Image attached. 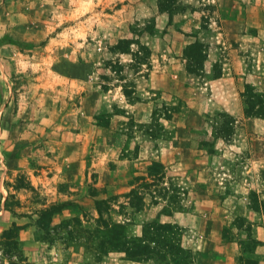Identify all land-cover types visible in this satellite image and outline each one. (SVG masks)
I'll list each match as a JSON object with an SVG mask.
<instances>
[{"label": "rangeland", "instance_id": "obj_1", "mask_svg": "<svg viewBox=\"0 0 264 264\" xmlns=\"http://www.w3.org/2000/svg\"><path fill=\"white\" fill-rule=\"evenodd\" d=\"M146 1L0 0V238L19 227L22 255L0 264H195L206 224L233 264L264 257L219 209L263 204L264 30L226 35L224 0ZM231 75L240 117L214 97ZM100 216L147 256L102 245Z\"/></svg>", "mask_w": 264, "mask_h": 264}, {"label": "crops", "instance_id": "obj_2", "mask_svg": "<svg viewBox=\"0 0 264 264\" xmlns=\"http://www.w3.org/2000/svg\"><path fill=\"white\" fill-rule=\"evenodd\" d=\"M146 2H154V0H147ZM223 7L227 8V14L221 18V22L226 35L229 37L239 39L244 35L245 29L264 30V0H255L254 3H247L244 5L243 10L239 1L224 0ZM261 62L264 65V59ZM233 79V76L222 77L218 81L213 82L212 87L214 97L220 100L223 105L222 108L226 112L240 117L243 114V109L239 93L233 86L235 80ZM256 81L254 85L261 86V89H264V79L257 78ZM249 165L251 166L249 172L253 174L259 167L264 166V161L252 160L251 162L249 161ZM258 198L264 203L263 193H260ZM244 200L246 198L241 195L237 197L225 196L223 208L219 207L221 209L220 212L224 214L222 218L228 219L232 214H237L238 212L247 214L246 217L250 220L249 224L252 228L247 233L253 241L258 244L263 243V246H258L256 252L259 254L260 252L264 253V215L253 208L244 210L246 209ZM197 234L194 247L198 257L195 260V264H233L235 256H239L240 245L221 240L217 227L213 229V224H206V227L201 228ZM257 264H264L263 256L258 259Z\"/></svg>", "mask_w": 264, "mask_h": 264}, {"label": "trees", "instance_id": "obj_3", "mask_svg": "<svg viewBox=\"0 0 264 264\" xmlns=\"http://www.w3.org/2000/svg\"><path fill=\"white\" fill-rule=\"evenodd\" d=\"M198 47L199 46L196 44L189 46L188 47L189 54L187 55V57L191 56L192 54L191 52L193 51L197 52ZM187 71L194 73L195 69L192 67H188ZM248 113L249 112L247 111V114ZM254 210L260 211L264 215V203L261 204V206L255 208ZM48 214L49 213H47V211L41 213L42 216ZM98 223L104 225V227H102L103 229L102 228L100 229V233H101L100 243L102 245L107 244L108 247L113 251L124 252L126 257L130 260H137L139 257L148 254L149 252L148 245L142 244L141 241H137L136 243L135 242L130 243L129 241L126 240L125 233L123 232L124 229L123 225H117V224L108 225V223L104 221L101 216L98 220ZM18 231H20V228L15 225H13L12 228L9 229L8 231H5L0 238L5 242L1 243L0 241V245L6 248L5 251L6 254L11 253L13 251L16 254L14 256H17L21 260L22 255L19 252V248H18ZM148 240L154 242L152 239H148ZM160 243H162V245L164 244L163 241H160ZM155 244H157V242ZM178 252H180L179 249ZM183 254H187V253L183 252ZM174 262L176 264H189V259L187 260V256H184L183 258H180V261L178 259H175Z\"/></svg>", "mask_w": 264, "mask_h": 264}]
</instances>
